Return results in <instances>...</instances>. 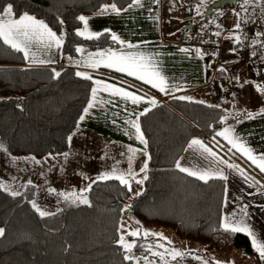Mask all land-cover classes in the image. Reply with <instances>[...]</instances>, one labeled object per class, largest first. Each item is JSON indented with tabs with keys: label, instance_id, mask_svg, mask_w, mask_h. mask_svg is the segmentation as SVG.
<instances>
[{
	"label": "trees",
	"instance_id": "1",
	"mask_svg": "<svg viewBox=\"0 0 264 264\" xmlns=\"http://www.w3.org/2000/svg\"><path fill=\"white\" fill-rule=\"evenodd\" d=\"M218 1L205 3L202 10L192 14L189 22L193 27L208 19V8L217 7ZM132 2L0 0V10L11 4L14 18L28 13L43 20L62 37V54L79 59L85 51L123 45L113 41L110 32H102L91 39L77 35V30L83 28L78 17L98 15L105 4L116 3L117 7L126 9ZM195 2L184 3L192 5ZM241 2L243 0H237L232 5L240 8ZM257 6L252 5L247 10ZM244 14L242 12L239 23ZM77 48H82L83 52H77ZM53 70L60 76L56 77ZM77 72L82 71L72 65L28 64L22 51L0 39V144L10 155L43 159L66 152L70 146L68 137L78 127L96 77L146 96H151L147 89L160 95L143 82L106 68L88 72L91 79L77 76ZM178 97L180 95L157 101L140 117L147 143L148 170L139 195H132L129 186L116 178L97 179L89 184L88 191H80V196L87 197L88 204L75 197L66 199L65 196L71 194L68 193L59 199L53 215L41 217L32 207L31 199L23 193L13 196L0 179L3 186L0 187V228L5 230L0 236V264H136L148 261L161 264V258L152 253L165 251L164 246H158L162 239L151 234L130 236L135 239L131 251L134 259H124L128 252L117 241L124 207L128 203L130 212L142 224L169 228L182 240L202 245L204 254L243 248L256 255L247 234L232 233L221 227L226 181L221 178L201 180L182 172L176 164L190 140L200 137L229 160L237 159L243 171L262 189L264 172L217 135L225 124L222 107ZM222 148L227 149L232 158ZM148 245H152L151 251ZM199 255L200 252L186 250L178 262H190ZM145 256L147 260L143 259Z\"/></svg>",
	"mask_w": 264,
	"mask_h": 264
},
{
	"label": "crops",
	"instance_id": "2",
	"mask_svg": "<svg viewBox=\"0 0 264 264\" xmlns=\"http://www.w3.org/2000/svg\"><path fill=\"white\" fill-rule=\"evenodd\" d=\"M212 1L216 0H206L205 3H210ZM181 2L186 7L190 6L185 4L182 0ZM142 4V7H127L126 11H121L119 14L110 12L107 14L86 16L89 18V31L102 33L105 32V29H108V32L111 34L115 33L121 40L125 41V44L120 48L85 51L79 59H72L62 54L63 42L59 46L53 44L51 47H48L45 42L33 40L38 42V44L29 47V56L28 58L25 57L28 64H41L35 61L44 60L47 61V63L55 64L59 67L72 65L85 73L96 72L99 69L106 68L131 76L132 78L146 84L151 90L160 94L156 95L150 91V89H147L146 91L149 92L151 96H146L131 88L107 79L98 77L93 79L94 84L92 89H99L95 100H93V95H91L90 98V101H92L95 106L89 109V112L85 115L83 121H79L78 127L71 135L72 139L70 141V148L76 157H79L82 160L84 159L86 162L90 161L87 156L76 148V146L72 147L74 135H79L81 138L79 142L80 147L97 146L99 150H101L100 153L106 159H109L105 162L100 161L102 169L95 175H91L92 172H90V169L87 171L84 168V164L82 169L85 170V173H82L80 176L87 178L90 184L99 179L101 175L107 174L110 178L123 175L130 184L142 186L143 183H139L138 181L144 182L145 180L148 170V156L146 159H141L140 154L145 152L148 154L147 143H143L137 139L138 134L130 121H136L140 125L141 113L149 111L154 106L151 103L153 99L157 103V101L166 100L177 95L191 97V100L203 101L204 103L220 107H223L222 104L224 103H227L229 106L238 103L245 109H248L246 115H243L244 117H235L238 114L237 112L230 115L226 114L225 119L230 117L233 118L230 123V126L233 129V135L232 133L231 135L234 139H237V143H243L246 148L251 150L252 155L257 159L264 156L263 102L261 103L262 105L260 108L253 100H251L250 103L245 100L247 95L245 89L246 85L251 81L258 82L264 81V79H252L255 77L251 72L249 65L243 62L238 55V42L235 40V36L238 35L240 38L243 36L240 35L235 27H228L229 24H232L234 17L236 21L235 24L239 22L242 12L236 10L235 13L239 12V16L234 13L235 16H231L230 19L221 22L225 28V43L223 51L224 67L221 68L223 70L220 69L216 74H213L212 70L208 67L207 58H205L200 52L197 54L196 49L192 47L173 44L176 34L184 29L185 26L192 24V22H189L190 20L188 18L192 17L193 13H189L184 19V26L182 29H177L178 25H175L176 29L173 30V26H171V30L169 31V28H165L164 30L162 26L163 14L165 12V8L162 6V0H158V2L157 0H142ZM203 4L197 7L193 6L195 8L194 10H202ZM251 6L250 3L247 4V9ZM168 7L170 18H173L175 12H173L172 7L173 9L174 7H179L174 0H172L171 3L169 2ZM12 18L14 17L12 16ZM128 44H131L134 47L129 48L127 46ZM185 48L189 49V51H181V49ZM31 50H36L38 54L34 55ZM107 50L142 53L146 57H149L151 63L167 78V92H161L158 88H154L151 84L144 80H140L137 76L129 75L127 72H120L114 67H107L104 63H100L98 67L88 66L90 63L89 53ZM240 70H242L247 76L244 83H241L238 80V72ZM96 81H101L102 83L98 85ZM229 83H232L234 86L231 90L227 88ZM105 84L124 89L136 96L142 97L143 99L138 103H133L131 99L117 95L111 89L104 91ZM146 109L147 111H145ZM249 113L253 114L251 119L248 118ZM140 130L142 132L141 126ZM222 137L224 138V136ZM87 139L91 140L85 141ZM193 139L202 141L211 149L212 153H215V155L206 152L199 145H194L190 148L189 145ZM144 140L146 141L145 137ZM227 142L229 141L227 140ZM235 148L245 155L238 147ZM222 149L224 151L226 150V153L232 158V154L227 149ZM96 155H98V153H96ZM58 156L59 154L53 156V161L56 163L57 169L62 170L61 168L64 167L61 164L60 158L58 164L56 162ZM68 157H71V155L68 154ZM178 162L182 168H188L191 171L211 173L212 175L209 179L221 178V176L226 177V179L221 178L226 181L222 223L225 219L235 221L242 218L255 234L257 240L264 243V189L260 188L243 171L237 159L233 158V160H229L202 138L194 137L188 143L183 155L178 159L177 163ZM145 163H147V168L143 171L145 177L142 180L138 177V174L142 173L141 168ZM54 169L55 168L50 169V171H53ZM178 169L180 170V168ZM46 173H49V171ZM185 173L188 174L187 172ZM216 173H220V175H216ZM193 177L198 178L197 176ZM74 179H76V177ZM79 180L83 179L80 178ZM88 186H81L82 190L88 188ZM78 188L80 187L77 186V182H74L70 188L65 189V194L76 193ZM242 209L247 212L246 216L243 215ZM243 233L247 234L246 232ZM250 240L253 245L251 237ZM253 248L256 252L255 256L261 261V263H263L264 260L260 259L254 246ZM196 252H200V255L197 257H200L201 259L196 258L194 261L192 260L190 262L203 260L207 261L208 264H215V262L211 260L202 258L206 257L207 254H204V251ZM138 264L160 263L148 261Z\"/></svg>",
	"mask_w": 264,
	"mask_h": 264
},
{
	"label": "rangeland",
	"instance_id": "3",
	"mask_svg": "<svg viewBox=\"0 0 264 264\" xmlns=\"http://www.w3.org/2000/svg\"><path fill=\"white\" fill-rule=\"evenodd\" d=\"M205 1L206 0H197L194 4L187 7L185 5H182L183 7L179 8L174 7V9L172 7L175 15L173 18H170L168 6L169 2L171 3L172 0H162V6L165 8L162 21L164 30L165 28H169L168 30L170 31L171 26H173L174 30L176 29L175 25H178L177 29H182L184 26V19L188 16V14L196 12L193 6H200L205 3ZM236 1L237 0H234V2ZM262 1L264 0H251L250 4L259 5ZM245 8L247 9V4H244V2H241L240 8H236L232 4H230L228 15L222 20V22L226 19H230L231 16H235L236 10H241L243 13H246V11H244ZM2 13L3 10H0V14ZM235 22L236 21L234 17L232 24H229L228 27L234 28ZM34 44H38V42L31 41L29 43V47H32ZM31 51L34 55L38 54L36 50ZM252 79L257 80L256 78ZM245 89L247 92L245 100L248 103L253 100L254 103L261 108V103L263 102L262 107H264V81H251L246 85ZM222 106L224 107L222 108L225 110L223 111V119L225 118L226 114L230 115L237 112L238 114L235 117H244L243 115H246V111H248V109H245L238 103L232 104V106L224 103L222 104ZM232 119V117L224 119L225 124L219 131V133L224 131L225 128H229L231 129V133L233 135V129L230 126ZM73 140L74 141L72 142V147L76 146V148L85 156H87L90 161L86 162L84 159L82 160L81 158L76 157L69 146L68 150L64 153L70 154L71 157H68V155L65 156L64 153L59 154V156L57 157V164L60 158L61 164L64 167L61 168L62 170L57 169V165L53 161V156H56V154L48 155L44 159H38L32 156H13L10 155L4 148L0 149V179L3 186L10 191L25 194L29 199H31L32 202L35 201L42 211H46L49 213H52L57 209L59 199L62 197V194L65 195V189L70 188V186L74 182H77V186L80 187L76 191L77 195L80 196V191L82 190L81 186L89 185L88 179L80 176L82 175V173H85V170L82 169L83 165L85 164L84 168L87 171H89L88 169H90V172H92L91 175H95L98 174L102 169L100 161L105 162L109 158L106 159L100 153L101 150H99L97 146L80 147L79 142L81 138L79 135H74ZM89 140L91 139H87L85 141ZM96 153H98V155H96ZM147 156L148 154H146V152L140 154L141 159H146ZM37 161H39V163H37ZM53 168L55 169L53 171H50V169ZM48 171L49 173H46ZM75 177L76 179H74ZM138 177L143 180L145 174L142 172L138 174ZM80 178H82L83 180H79ZM29 181H31V183H29ZM128 186L132 195H136L142 190V186H138L137 184L129 183ZM49 189H55V191L50 192ZM137 229H139L140 235H144V232L146 230H150V233H162L163 237L167 238L164 239L158 236L162 239V243L160 244L163 245V248L165 249V251L163 252L165 253L164 258L163 260H160L161 264H204L205 261L203 260H196L195 262L188 261L183 263L178 262L179 257L173 260L172 257L168 255V253L171 252L172 249H176L181 253H184L189 249H192L195 252L204 251V248L202 247V245L194 241L182 240L178 235L175 234L173 230L169 228L146 226L142 224L132 215L128 203L124 207L123 211L120 236L123 235L127 242L135 243V239L131 238V235H129V233L136 231ZM128 255H131V252H128ZM202 258L211 260L213 262L220 261L222 262V264H264V262L261 263V261L255 256V254H251L245 251L243 248H236L231 252H209L206 254V257Z\"/></svg>",
	"mask_w": 264,
	"mask_h": 264
},
{
	"label": "snow or ice",
	"instance_id": "4",
	"mask_svg": "<svg viewBox=\"0 0 264 264\" xmlns=\"http://www.w3.org/2000/svg\"><path fill=\"white\" fill-rule=\"evenodd\" d=\"M158 2V0H157ZM244 4L251 3V0H243ZM133 6H139L142 7V0H133L132 4H129V8ZM243 7V6H242ZM113 12L116 14H119L121 11H126V9H122L117 7L116 3L111 4H105L102 6L100 10V14H105L107 12ZM244 11H247L245 8ZM237 16L240 15L239 12L236 13ZM13 6L11 4H8L7 7L3 9V13L0 14V39L3 40L5 44L10 45L12 48L23 51L25 54V57L28 58L29 56V43L33 40H38L41 42H45L48 47H51L53 44L56 46H59L62 44L63 40L61 36H58L56 32H54L43 20H38L36 17L29 15L28 13H24L23 15H20L18 19H13ZM78 19L83 22V29L77 30V35L79 36H87V38L91 39L94 37H99L101 33L89 31L88 25H89V18L86 16H79ZM235 29H240L241 24L238 22L235 24ZM108 29H105V32H108ZM215 35L219 36L220 33L217 32ZM256 35H264V33H256ZM111 39L113 41L119 42L121 45L125 44V41L121 40L119 36H117L115 33L111 34ZM235 40L237 42L240 41V37L237 35L235 36ZM254 43H258V41H254ZM129 48L134 47L131 44L127 45ZM77 52H83L82 48H77ZM181 51L188 52L189 49H181ZM234 51V49H233ZM197 54H199L200 50L196 49ZM255 55V53H253ZM90 57V63L89 67H98L100 63H104L107 67H114L120 72H127L129 75L137 76L140 80H144L147 83L151 84L154 88H158L161 92H167L168 90V83L167 78L157 69L155 65L151 63V60L149 57H146L142 53H134V52H117L113 50H107V51H101L96 53H89ZM99 58V59H96ZM38 63H47V61L40 60L35 61ZM223 70V69H221ZM56 77L60 76L59 72H56L53 70ZM77 76H83L87 79H91L92 77L84 72H77ZM96 83L99 85L102 82L96 81ZM112 90L115 94L121 95L124 98L131 99L133 103H138L141 99H143L140 96H136L133 93H130L124 89L115 87L113 85H104V91ZM259 89V86H258ZM99 91L98 88L92 89V95L93 100H95L96 94ZM180 100H191V97L187 96H180L178 97ZM153 105H155L156 101L153 99L151 101ZM200 103H203V101H200ZM95 105L92 101L88 103V106L84 108L83 112L84 115L80 116V121H83L85 119V115L89 112V109L93 108ZM218 107V106H217ZM147 111V109L145 110ZM264 111V110H262ZM144 113H141L143 115ZM253 117L252 113L248 114V118L251 119ZM132 126L135 128L137 135V139H139L141 142L146 143L144 140L143 134L140 130V125L136 121H130ZM217 135L224 136L225 139L229 141V143L232 144L233 147H238L251 161L253 164H256L262 172H264V156H261L259 159H257L255 156L252 155L251 150L246 148L243 143H237V139H234L231 135V129L225 128L224 131L217 133ZM69 141H71L72 137H68ZM194 145H199L201 148H203L206 152H209L212 155H215V153L211 152V149L208 148L202 141L198 139H193L189 147L191 148ZM3 148V145L0 144V149ZM65 156H67V153H64ZM39 163V161H37ZM177 168H180L181 171L187 172L191 176H197L201 180H207L211 177V173L209 172H197V171H191L188 168H182L177 163ZM147 168V163L144 164V166L141 168V171H145ZM131 175V173H130ZM216 175H220V173H216ZM110 176L105 174L101 175L99 179L106 180L109 179ZM116 179L120 180V182L124 185H128L129 181L124 178L123 175L116 176ZM147 177H145L146 179ZM225 178L226 177H222ZM139 183H142L143 181H138ZM31 183V181H29ZM0 187H3L0 185ZM91 185L88 186V188H85L81 190V192H86L90 189ZM50 192H54L55 189H49ZM13 196L19 195L18 192H13ZM63 195V194H62ZM139 195V193H137ZM75 197L76 199H79L81 203L88 204L89 201L86 196H77L75 192L69 194L68 196H65V198ZM32 207L39 213L41 217L53 215L54 213H49L46 211H42L41 208L37 205L35 201L32 202ZM246 207V206H245ZM243 215H247V212L242 209ZM221 227L225 231H229L232 233L237 232H246L253 241V246L255 247L256 251L259 254V257L261 260H264V243L257 240L255 234L251 231L248 224L241 218L240 220H228L225 219V221L222 223ZM5 230L3 228H0V236L4 235ZM149 234L160 236L164 239H167L166 237H163L162 233H150V230H146L144 232V236L147 237ZM131 236H139L140 231L137 229L136 231H133L129 233ZM126 251L131 252L133 247L135 246L134 242H127L125 240V237L123 235L120 236L119 240L117 241ZM159 247H163V245H158ZM152 245H148V250L151 251ZM154 256L160 257L162 260L164 258L165 253L163 252H154L152 253ZM172 257L173 260H175L177 257H181L183 253L176 249H172L171 252L168 253ZM197 259H201L200 257H196ZM125 260H133L134 257L132 255H126L124 257ZM144 260H147V257H143ZM204 264H208L207 261L204 262ZM215 264H222L220 261H216Z\"/></svg>",
	"mask_w": 264,
	"mask_h": 264
},
{
	"label": "built area",
	"instance_id": "5",
	"mask_svg": "<svg viewBox=\"0 0 264 264\" xmlns=\"http://www.w3.org/2000/svg\"><path fill=\"white\" fill-rule=\"evenodd\" d=\"M188 3L189 0H183ZM178 7L182 6L181 0H175ZM229 5V4H228ZM217 6L212 9L208 19L193 27L191 30L183 29L178 32L174 38L173 44L185 47L199 49L200 53L207 58L208 67L216 74L223 65L224 51V33L225 28L222 20L227 17L229 6ZM241 27L237 29L242 38L238 42L239 58L247 63L251 72L257 78L264 77V35H256V33H264V2L257 7H252L246 11L241 19ZM219 32L217 36L215 33ZM258 41V43H254ZM255 53V55H253ZM247 79L246 74L240 70L238 72V80L241 83ZM232 83L227 85L228 89H232ZM164 101V100H161Z\"/></svg>",
	"mask_w": 264,
	"mask_h": 264
},
{
	"label": "water",
	"instance_id": "6",
	"mask_svg": "<svg viewBox=\"0 0 264 264\" xmlns=\"http://www.w3.org/2000/svg\"><path fill=\"white\" fill-rule=\"evenodd\" d=\"M233 2H234V0H219L218 2H216V5L217 6H223V5L232 4ZM212 9H213L212 6L208 8L207 15H209L211 13ZM188 19L191 20L192 17H189ZM185 28L191 30L193 28V25L189 24V25L185 26Z\"/></svg>",
	"mask_w": 264,
	"mask_h": 264
}]
</instances>
